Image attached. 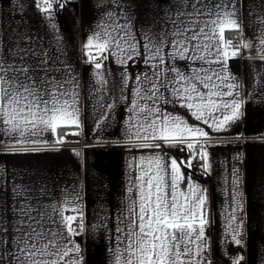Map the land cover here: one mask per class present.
<instances>
[{"label":"snow or ice","instance_id":"1","mask_svg":"<svg viewBox=\"0 0 264 264\" xmlns=\"http://www.w3.org/2000/svg\"><path fill=\"white\" fill-rule=\"evenodd\" d=\"M54 4L65 7L62 0H31V6L48 17ZM159 7L150 21L138 25V15L129 14L131 5L125 8L117 0L116 11L108 14L109 25L84 44V62L92 66L93 92L101 95L107 87L109 65L120 66L121 89L127 92L124 99L130 105L126 133L130 143L144 141L140 147L157 149L163 144H185L194 158L203 161L207 173L209 133L166 113L163 105L178 103L216 132L239 119L240 103L233 91L238 86L227 83V65L243 50L254 49L264 61V0L261 14L251 22L258 44L244 36L239 15L245 7L243 0L239 7L236 0H176L163 13ZM235 32L241 33L239 44L226 35ZM141 62L142 70L133 75ZM223 97L233 99L228 102ZM101 108L110 110L112 105L101 104ZM100 115L107 118L106 112ZM103 122L98 118L96 126ZM80 128L79 80L72 67L37 45L30 35L13 37L6 45L0 37V141L4 146L15 154L27 150L24 146L29 143L44 142L40 138L45 133L63 144L67 135L80 134L71 129ZM184 163L173 158L165 165L159 156H152L135 165L139 173L133 181L135 192L129 188L133 203L124 217L126 225L117 228L122 236L118 237L121 247L114 250V264H208L204 255L210 223L208 197L206 189L194 185L190 177L186 187H181ZM235 175L228 232L240 245L244 221L238 218L242 205L238 172ZM0 180L4 182L0 187L4 197L0 264H82L80 246L73 239L84 231L76 189L66 187L65 199L53 203L44 199L46 188L13 182L9 193L8 178ZM233 264H240V258Z\"/></svg>","mask_w":264,"mask_h":264},{"label":"crops","instance_id":"2","mask_svg":"<svg viewBox=\"0 0 264 264\" xmlns=\"http://www.w3.org/2000/svg\"><path fill=\"white\" fill-rule=\"evenodd\" d=\"M64 1L65 7H54L52 16L48 17L32 7L31 0H0V37L4 38L5 45L12 42L13 37L30 35L37 45L59 55L78 77L81 128L70 131H79L84 144L82 147L66 145L65 138L63 144H56V138L45 133L40 138L44 142L29 143L24 146L27 150L13 154L0 141V177L8 178L9 193L13 182L29 188H46L45 201L60 203L65 199V188H75L80 197L78 204L83 212L84 231L73 239L80 246L82 264H114V250L121 247L118 237L122 236L117 228L126 225L124 217L133 203L129 188L135 192L133 181L139 174L135 165L142 158L146 160L152 156H159L165 165L173 158L186 161L181 166L185 176L181 187H186L190 177L194 185L206 189L208 197L210 223L206 226L208 250L204 253L208 264H233L236 258H240V264H264V61L255 55L254 49L243 50L237 58L228 61L230 79L227 83L238 86L233 91L240 103V117L224 130L216 132L207 128L178 103L163 105L166 113L178 115L191 127L204 128L209 133L205 149L209 171L198 174L188 166L191 153L184 144H163L157 149L140 147L144 141L129 142L126 133L130 105L124 99L127 92L121 89L119 65H109L104 94L93 92L95 78L91 64L84 62V44L90 36L109 25L108 14L116 11L117 0ZM175 2L122 0V6L131 5L129 14L135 12L138 15L139 25L151 20L158 4L163 13L167 5ZM236 2L239 7L241 0ZM243 2L245 7L239 15L244 36L258 44L251 22L261 14L262 0ZM234 35V42L239 44L241 33ZM90 51L95 54L96 50ZM142 68L141 62L133 75ZM232 99L223 97L228 102ZM101 104H110L112 108L103 109ZM102 112L107 113L106 119L100 115ZM98 118L104 121L99 128L96 126ZM237 172L242 205L238 218L244 221L240 245L228 232L229 194L236 191L232 180L236 179ZM3 184L0 180V187ZM3 203L4 197L0 195V206ZM66 214L75 215L71 211Z\"/></svg>","mask_w":264,"mask_h":264},{"label":"built area","instance_id":"3","mask_svg":"<svg viewBox=\"0 0 264 264\" xmlns=\"http://www.w3.org/2000/svg\"><path fill=\"white\" fill-rule=\"evenodd\" d=\"M62 2L65 4V1L62 0ZM54 7L55 8H61L59 4H54ZM66 139V145H76L78 147H82L84 146V144L82 143L81 141V137H80V134L79 135H67L65 137ZM185 145V144H184ZM185 148L187 150H189L186 145H185ZM199 150V149H197ZM190 153H191V158H190V168L192 171H194L195 173H198V174H202L203 173V169H202V166H201V160L199 157H193L192 155V152L191 150H189Z\"/></svg>","mask_w":264,"mask_h":264},{"label":"trees","instance_id":"4","mask_svg":"<svg viewBox=\"0 0 264 264\" xmlns=\"http://www.w3.org/2000/svg\"><path fill=\"white\" fill-rule=\"evenodd\" d=\"M226 35L228 36L229 39H232L233 41L236 38V36L234 35V33H227Z\"/></svg>","mask_w":264,"mask_h":264}]
</instances>
